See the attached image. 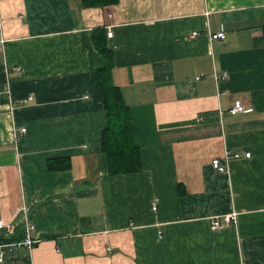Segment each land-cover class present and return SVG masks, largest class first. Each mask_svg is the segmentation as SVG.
<instances>
[{"label": "crops", "instance_id": "0c3cea01", "mask_svg": "<svg viewBox=\"0 0 264 264\" xmlns=\"http://www.w3.org/2000/svg\"><path fill=\"white\" fill-rule=\"evenodd\" d=\"M96 29L136 173L101 152ZM226 152L242 158L218 172ZM59 157L70 169L48 171ZM0 220V240L25 220L37 240L0 264H264V0H0Z\"/></svg>", "mask_w": 264, "mask_h": 264}, {"label": "trees", "instance_id": "16d2710c", "mask_svg": "<svg viewBox=\"0 0 264 264\" xmlns=\"http://www.w3.org/2000/svg\"><path fill=\"white\" fill-rule=\"evenodd\" d=\"M77 1L81 8H92L112 6L117 4L118 0ZM92 39L104 62L103 67L97 70L96 74L103 100V110L107 117V124L100 135V147L106 158L108 174L121 175L139 172L142 169V161L140 150L134 144L132 137L129 108L124 102L121 90L112 81L113 54L106 47L105 36L101 29L94 31ZM46 167L48 171L53 172L69 170L71 165L68 158L59 157L48 159ZM21 239L0 240V244Z\"/></svg>", "mask_w": 264, "mask_h": 264}, {"label": "built area", "instance_id": "2783aa9c", "mask_svg": "<svg viewBox=\"0 0 264 264\" xmlns=\"http://www.w3.org/2000/svg\"><path fill=\"white\" fill-rule=\"evenodd\" d=\"M112 32L109 31L107 32V37H111ZM225 38V34L222 31L216 32V33H211L210 34V39L211 40H218V39H224ZM246 109L243 107V105L241 104L240 101H235L233 106L229 109V113L232 115L238 114V113H243L245 112ZM25 128H20L19 131L20 133H24L25 132ZM250 156L249 153H245L244 157L248 158ZM242 156L238 153H231V152H226L223 157L221 159L219 158H214L211 162V166L217 170L218 172H226L227 171V166L228 163L233 160V159H239ZM152 209H155V207H153ZM234 221V217L231 215H227L225 217L224 222H219L218 220H213L211 222V227L214 229H219L223 226L224 224H227V222L229 221ZM0 229H4L7 231H12L13 228L11 226V224H3L0 220ZM34 225L31 224L30 222H28L27 220H25L24 222V228H23V232H22V239L20 241H15V242H8V243H4V244H0V248H6V249H17V248H25L26 250L30 251L32 250L33 246L36 244L37 240L31 235L32 232L34 231ZM3 253L0 252V260L3 257Z\"/></svg>", "mask_w": 264, "mask_h": 264}, {"label": "rangeland", "instance_id": "374dc122", "mask_svg": "<svg viewBox=\"0 0 264 264\" xmlns=\"http://www.w3.org/2000/svg\"><path fill=\"white\" fill-rule=\"evenodd\" d=\"M231 215V217L233 216L234 217V219H235V213H231L230 214ZM12 249H6V248H0V252H2L3 253V255H5L6 254V252H9V251H11Z\"/></svg>", "mask_w": 264, "mask_h": 264}]
</instances>
